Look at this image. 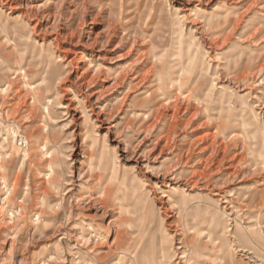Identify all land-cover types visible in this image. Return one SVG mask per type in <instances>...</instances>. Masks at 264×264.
<instances>
[{
  "label": "rangeland",
  "instance_id": "rangeland-1",
  "mask_svg": "<svg viewBox=\"0 0 264 264\" xmlns=\"http://www.w3.org/2000/svg\"><path fill=\"white\" fill-rule=\"evenodd\" d=\"M0 264H264V0H0Z\"/></svg>",
  "mask_w": 264,
  "mask_h": 264
},
{
  "label": "built area",
  "instance_id": "built-area-1",
  "mask_svg": "<svg viewBox=\"0 0 264 264\" xmlns=\"http://www.w3.org/2000/svg\"><path fill=\"white\" fill-rule=\"evenodd\" d=\"M18 145H19V146H22V143H21V142H19V143H18Z\"/></svg>",
  "mask_w": 264,
  "mask_h": 264
}]
</instances>
